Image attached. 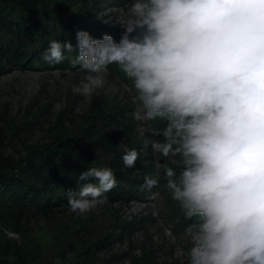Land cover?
Listing matches in <instances>:
<instances>
[{"label":"clouds","instance_id":"clouds-1","mask_svg":"<svg viewBox=\"0 0 264 264\" xmlns=\"http://www.w3.org/2000/svg\"><path fill=\"white\" fill-rule=\"evenodd\" d=\"M122 28L119 42L78 30L75 47L52 40L42 57L59 64L78 49L70 66L84 76L72 92L88 99L115 65L131 81L137 119L164 122L147 143L171 163L155 159L141 189L154 200L163 178L191 221L186 264H264V0H135ZM139 155L126 149L124 166ZM79 181L66 190L78 214L117 184L109 167Z\"/></svg>","mask_w":264,"mask_h":264},{"label":"trees","instance_id":"trees-1","mask_svg":"<svg viewBox=\"0 0 264 264\" xmlns=\"http://www.w3.org/2000/svg\"><path fill=\"white\" fill-rule=\"evenodd\" d=\"M91 1L0 0V75L14 69L71 68L70 60L78 49L65 52L66 59L59 64H48L42 54L52 40L69 41L75 47L78 30L89 32L94 39L109 34L119 41L121 33L117 29L93 23L95 6ZM113 1L121 4L125 0ZM127 109L93 98L84 120L75 124L76 129H51L48 142L24 145L16 155L4 153L10 142L9 128L0 124V264H54L42 254L44 245L30 234L29 224L34 218L50 223L63 212L69 206L66 190L84 183H78V178L89 167H109L116 177V186L104 194V206L147 198L141 189L147 171L141 165L148 158L150 146L136 134L135 122L125 113ZM69 122L73 124V118ZM148 124L153 129L164 127L160 120ZM58 127L56 122L53 128ZM133 148L140 153L136 167L126 168L122 156L126 149ZM168 219L175 233L191 223L176 201L171 203ZM118 226L119 234L106 230L95 235L85 221H74L71 226L62 224L59 236H53L60 247L56 256L65 259L67 253L73 252L75 256L68 264H118L127 253L99 259V254L114 241L123 242L124 235L130 234L128 222ZM3 230L19 234L20 241L7 237ZM131 262L156 264L152 254L146 258L131 256ZM181 264H186V259Z\"/></svg>","mask_w":264,"mask_h":264},{"label":"rangeland","instance_id":"rangeland-1","mask_svg":"<svg viewBox=\"0 0 264 264\" xmlns=\"http://www.w3.org/2000/svg\"><path fill=\"white\" fill-rule=\"evenodd\" d=\"M134 2L135 0H125L120 4L113 0H92L90 4L93 3L92 6H95L92 21L94 24H102L122 33L124 31L122 24ZM74 71L71 68L39 71L14 69L0 75V124L9 128L10 136V142L4 149L5 154L16 155V151H22L24 145L48 142L52 131L58 132L63 126L65 130L76 129L75 124L84 120L82 117L93 98L112 105L126 106L128 109L125 113L135 122V132L144 143L148 144L147 141L158 133L160 129L151 128L148 121L137 119L140 109L134 100L135 93L131 81L115 65L109 66L105 87L97 90L90 99L73 94L72 88L84 76L83 73L73 75ZM69 118H73V124H70ZM56 122L59 123V129L53 128ZM11 127L15 130H11ZM141 127L146 129L143 136L139 132ZM147 157L141 165L147 171V175L154 174L155 159L171 163L153 153L151 147ZM171 166L175 167V164ZM165 183L162 178L159 187L151 190L159 192L154 200L149 198L150 193L145 190L147 198L143 200L105 206L102 204L84 214L74 213L68 206L53 217L50 223L34 218L29 224L30 234L38 237L44 245L42 254L47 260L54 264H68L75 256L73 252L67 253L65 259L56 256V251L60 247L53 236H59L60 225L71 226L74 221L79 220L87 222L90 231L95 235H101L106 230L119 234L121 227L118 224L124 221L131 225L130 234L124 235L123 242L114 241L107 250L99 254V259L113 253L117 255L127 253L120 258L118 264H132L131 256L146 258L152 254L156 264H181L186 259L181 255V250L188 246L187 227L179 233H175L171 227L168 215L171 203L175 201L164 187ZM3 232L17 242L21 239L17 233L9 230Z\"/></svg>","mask_w":264,"mask_h":264}]
</instances>
